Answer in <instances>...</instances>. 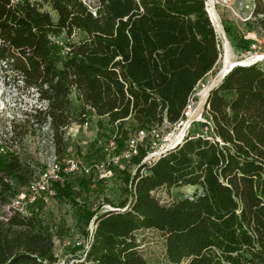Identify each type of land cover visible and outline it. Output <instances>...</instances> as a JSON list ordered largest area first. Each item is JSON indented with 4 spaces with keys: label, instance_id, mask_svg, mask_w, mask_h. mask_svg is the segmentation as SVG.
Returning a JSON list of instances; mask_svg holds the SVG:
<instances>
[{
    "label": "trees",
    "instance_id": "obj_1",
    "mask_svg": "<svg viewBox=\"0 0 264 264\" xmlns=\"http://www.w3.org/2000/svg\"><path fill=\"white\" fill-rule=\"evenodd\" d=\"M95 7L94 15L82 0H0V67L15 70L46 103L31 115L49 123L58 153L76 120L73 92L80 115L92 109L122 145L136 129L177 121L217 65L205 0H96ZM251 16L246 24L264 33V0H253ZM76 31L83 37L70 40ZM62 35L59 45L53 38ZM239 41L248 50L251 40ZM203 117L157 160L134 174L121 171L129 198L119 209L76 201V186L89 191L91 181L101 180L60 172L62 181H51L55 196L77 207L75 224L84 234L95 216L85 256H55L53 238L65 222L45 219L36 203L30 214L0 218V264H150L135 236L149 227L162 233L170 264H264L262 63L233 66L208 93ZM33 178L30 165L0 145L1 201ZM186 185L195 186L193 194L168 204L152 193Z\"/></svg>",
    "mask_w": 264,
    "mask_h": 264
},
{
    "label": "rangeland",
    "instance_id": "obj_2",
    "mask_svg": "<svg viewBox=\"0 0 264 264\" xmlns=\"http://www.w3.org/2000/svg\"><path fill=\"white\" fill-rule=\"evenodd\" d=\"M83 1L91 7L96 5V0ZM205 9L214 27L220 53L213 72L208 73L202 80L204 87L199 84L194 91L201 94L202 98L206 95L203 93L204 89L213 80L218 79L226 55L231 63L249 64L260 61L264 66V33L257 27L250 29L246 24L253 18L251 16L253 0H205ZM82 37L83 34L76 31L71 35L70 40L77 41ZM241 37L251 40L250 45L254 43L256 48L254 50L250 46L248 50L240 48ZM53 39L59 45H64L66 40L64 35ZM61 51L63 53L65 49ZM37 95L34 88L24 85L15 70L5 66L0 67V145L15 152L24 163L29 164L33 177H38L53 161L70 166L77 158L90 161L102 157L103 148L98 139L101 138L105 143L111 129L108 126H100L97 122L98 116L90 108H86L85 113L80 115L78 102L72 95L71 98L77 109L76 120L65 129L63 135L65 144L59 153L56 152L49 123H40L31 115L36 107L42 109L46 104L38 100ZM81 117L88 122L85 128L80 127L81 122L78 120ZM198 125L196 123L193 129ZM124 170L131 174L136 172L133 163H127ZM116 171V175L106 181H91L89 191L76 186L79 193L76 201L80 204L84 203L87 207H98L102 210L109 206H117L121 201L129 198L125 192L124 173L121 172L122 170ZM67 174L74 179L79 173L71 171ZM193 190L190 186H171L158 188L152 193L161 203L168 204L180 196H191ZM12 197L13 195L8 194L5 202L0 198V214L4 212L3 205ZM42 208V216L45 219H55L57 222L64 221L65 224H70L77 218V207L66 200H59L55 195ZM65 228L66 226L63 232ZM135 236L140 242V252L150 264H170L164 256V237L159 230L151 227L141 228L135 231ZM56 247L60 246L56 245ZM59 257L63 259L68 256ZM180 264H186V260Z\"/></svg>",
    "mask_w": 264,
    "mask_h": 264
},
{
    "label": "built area",
    "instance_id": "obj_3",
    "mask_svg": "<svg viewBox=\"0 0 264 264\" xmlns=\"http://www.w3.org/2000/svg\"><path fill=\"white\" fill-rule=\"evenodd\" d=\"M85 4L91 10L92 14L95 15L96 7H91L87 3ZM250 48L254 50L256 44L252 43ZM199 84L203 86L204 83L200 80L196 87H198ZM196 87L188 96L186 104L177 121L170 123L164 120L161 124H156L149 128L136 129L128 135L122 145L116 140V132L113 134L110 133L105 143L99 138L98 142L103 148L102 157L99 159L83 161L77 158L70 166H64L53 161L38 177L31 179L9 200L8 203L3 205L4 212L0 214V218L7 220L14 212H19L24 215L30 214L31 207L35 206L36 203L47 205L49 199L55 195V191L51 186V181H62L60 172L69 173L75 171L79 174L90 176L93 181H106L116 175V170H124L127 163H133L132 159L134 157L141 158L139 164H133L135 170L144 163L149 164L157 160L161 155L183 141L193 122L204 120V107L199 117H192L201 98V94L194 92ZM209 87L210 85L205 89L209 90ZM186 123H188V125L185 126ZM87 126L88 122L84 121L81 123L80 127L85 128ZM182 129L183 133L180 140L175 142L176 137ZM109 208L112 207L109 206ZM114 208L119 209L120 207ZM94 218L95 216L87 224V234H84L76 226L75 221L74 223L65 224L66 228L61 236L54 235L53 238V252L55 256H85L96 225ZM56 245L60 247L58 248ZM68 247H75L76 250L74 251Z\"/></svg>",
    "mask_w": 264,
    "mask_h": 264
},
{
    "label": "bare ground",
    "instance_id": "obj_4",
    "mask_svg": "<svg viewBox=\"0 0 264 264\" xmlns=\"http://www.w3.org/2000/svg\"><path fill=\"white\" fill-rule=\"evenodd\" d=\"M210 12H211V10H210ZM214 13V12H213ZM212 13V14H213ZM211 14V13H210ZM226 48L228 47L227 45L225 46ZM228 51V50H227ZM227 55L225 56V58L223 59L224 61H223V67H222V69H221V71L219 72V77H218V79L217 80H213V82L214 81H218L219 80V78H220V76H221V74L223 73V72H225V71H227L230 67H232L233 65H235V64H248V63H239V62H235V63H231V62H229V58L227 59ZM249 63H251V62H249ZM218 76V75H217ZM212 82V83H213ZM216 82H214L212 85H214ZM203 93H204V95L206 94L207 95V93H208V90H204L203 91ZM202 93V94H203ZM203 95V96H204ZM206 95H205V97L204 98H200V101H199V103H198V105H197V108H196V110L193 112V114H192V117H199V114H200V112L202 111V109H203V107H204V104H205V99H206ZM186 125H188V123H186L185 124V126ZM182 133H183V129L180 131V133L178 134V136L176 137V139H175V142H177V141H179L180 140V138H181V136H182Z\"/></svg>",
    "mask_w": 264,
    "mask_h": 264
},
{
    "label": "water",
    "instance_id": "obj_5",
    "mask_svg": "<svg viewBox=\"0 0 264 264\" xmlns=\"http://www.w3.org/2000/svg\"><path fill=\"white\" fill-rule=\"evenodd\" d=\"M235 65H239V64H235ZM235 65H233V66H235ZM232 66V67H233ZM232 67H230L227 71H225V72H223L222 74H221V76H220V78H219V80L214 84V85H212V83L210 84V87H209V90H208V93L210 92V90L211 89H213L215 86H217L219 83H220V81L223 79V77L232 69ZM208 95V94H207ZM206 100V99H205Z\"/></svg>",
    "mask_w": 264,
    "mask_h": 264
},
{
    "label": "crops",
    "instance_id": "obj_6",
    "mask_svg": "<svg viewBox=\"0 0 264 264\" xmlns=\"http://www.w3.org/2000/svg\"><path fill=\"white\" fill-rule=\"evenodd\" d=\"M72 96H74V98H76V97H75V93H74V92L72 93ZM75 100H76V99H75ZM186 186L193 187V189L195 188V186H192V185H186Z\"/></svg>",
    "mask_w": 264,
    "mask_h": 264
}]
</instances>
